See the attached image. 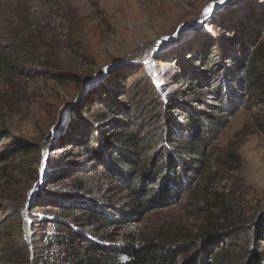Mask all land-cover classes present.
<instances>
[{
	"label": "trees",
	"instance_id": "16d2710c",
	"mask_svg": "<svg viewBox=\"0 0 264 264\" xmlns=\"http://www.w3.org/2000/svg\"><path fill=\"white\" fill-rule=\"evenodd\" d=\"M247 22L248 26L239 23L238 31L223 28L226 36L236 37L221 34L219 43L202 40L197 49H190L192 67L202 68V72L193 73L189 68L190 81L181 73L179 89L163 103L154 98L151 89L141 90L129 100L130 88L136 83L114 78L92 93L98 94L96 101L80 104L77 121L86 114L97 117L95 112L103 113L95 129L84 127L76 137H69L67 146L78 149L83 158L74 173L71 167V177L64 179L72 183L60 186L63 176L59 173L64 169L33 188L29 215L40 214L41 224L36 221L29 242L22 238L19 209L9 211L0 200V242L5 241L0 250L2 264H264V201L246 203L231 191L218 192L217 173L212 181L206 179L210 185L202 192V200L207 216L196 235L180 243L164 233L142 238L133 230V225L151 212L173 204L178 194L183 198L200 188L209 171L205 149L211 134H219L226 126L223 118L214 116L218 109L206 104L204 111L188 107L183 89L207 91L214 75L217 80L225 75L231 92L216 86L210 90L219 96L220 103L228 104L231 94L242 98L249 90L263 89L264 94V23L261 19ZM1 47L0 80L4 73H23L28 66L41 70L32 72L35 78L46 75L44 70L50 64L34 60L24 43L13 41ZM71 49L81 56L79 46ZM56 76L65 82L80 84L81 80L77 73ZM1 97L0 91V102ZM156 107L161 110L155 112L160 113L158 119L156 116L158 126L145 131L136 118L143 109L147 113ZM1 116L0 107V163L17 152H22L25 160L38 152L40 146L34 143L9 141L11 136ZM197 119L205 126L204 136L193 140L189 130L200 126ZM74 154L72 158L77 156ZM62 160L61 165L66 162L65 155ZM91 170L101 176L105 186L101 195H92L84 179Z\"/></svg>",
	"mask_w": 264,
	"mask_h": 264
},
{
	"label": "rangeland",
	"instance_id": "374dc122",
	"mask_svg": "<svg viewBox=\"0 0 264 264\" xmlns=\"http://www.w3.org/2000/svg\"><path fill=\"white\" fill-rule=\"evenodd\" d=\"M248 19L264 23V0H0V47L13 41L24 43L34 60L50 64L44 70L47 76L35 78L32 72L40 69L28 66L23 73H4L0 80L1 117L11 136L9 141L40 146L27 160L17 152L0 163V200L9 211L19 209L23 241L29 242L36 221L41 224L40 214L29 215L33 188L64 169L61 176L57 175L63 176L60 186L72 183L64 179L70 176L71 167L75 172L83 158L78 149L67 146L69 137H76L84 127L95 129L103 113L94 111L97 117L86 114L77 121L80 104L96 101L98 94L92 93L114 78L140 87L139 91L136 85L130 88L129 100L141 90L151 89L154 98L163 103L179 89L181 73L190 81L189 68L193 73L202 72V68L192 67L190 49H197L202 40L219 43L221 34L236 37L226 36L224 29L238 31L239 23L248 26ZM73 46H79L81 56L71 52ZM61 73L80 74V84L61 81L56 76ZM214 77L207 91L183 89L188 107L204 111L207 107L203 105H210L218 109L214 116L226 122L219 134H211L205 149L209 158L205 182L183 198L178 194L173 204L134 224L133 230L142 238L164 233L182 243L185 237L196 235L207 216L202 192L210 185L206 179L212 181L214 173L218 175V192L231 191L246 203L264 201L263 89L249 90L239 99L231 94L228 104L220 103L219 96L210 90L216 86L231 92L226 82L229 78ZM96 79H100L98 84L83 96V90ZM157 111L158 107L147 113L143 109L136 118L137 125L142 124L145 131L158 126ZM198 122L195 131L189 130L193 140L204 136L205 126H201V120ZM74 153L77 156L72 158ZM63 155L66 162L61 165ZM84 179L92 195L103 194L105 186L100 175L91 170ZM26 195L30 199L26 200ZM122 201L126 203L124 198ZM3 245L5 241L0 242V250Z\"/></svg>",
	"mask_w": 264,
	"mask_h": 264
},
{
	"label": "water",
	"instance_id": "95a60500",
	"mask_svg": "<svg viewBox=\"0 0 264 264\" xmlns=\"http://www.w3.org/2000/svg\"><path fill=\"white\" fill-rule=\"evenodd\" d=\"M98 80H100V79H96V80H94L91 84V87L89 88V87H86L84 90H83V93H82V95L83 96H85L91 89H93L95 86H96V84H98ZM89 88V89H88ZM83 98V97H82Z\"/></svg>",
	"mask_w": 264,
	"mask_h": 264
},
{
	"label": "snow or ice",
	"instance_id": "6c2138e0",
	"mask_svg": "<svg viewBox=\"0 0 264 264\" xmlns=\"http://www.w3.org/2000/svg\"><path fill=\"white\" fill-rule=\"evenodd\" d=\"M210 11V10H209Z\"/></svg>",
	"mask_w": 264,
	"mask_h": 264
}]
</instances>
